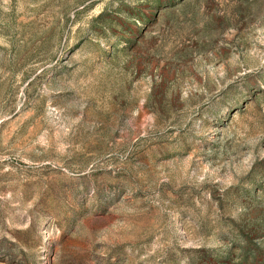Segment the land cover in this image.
<instances>
[{"label": "rangeland", "instance_id": "rangeland-1", "mask_svg": "<svg viewBox=\"0 0 264 264\" xmlns=\"http://www.w3.org/2000/svg\"><path fill=\"white\" fill-rule=\"evenodd\" d=\"M0 264H264V0H0Z\"/></svg>", "mask_w": 264, "mask_h": 264}]
</instances>
